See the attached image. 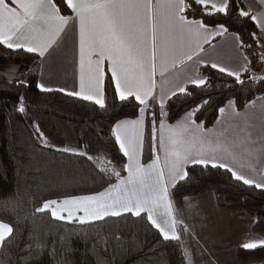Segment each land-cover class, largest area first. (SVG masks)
Here are the masks:
<instances>
[{
  "label": "snow or ice",
  "instance_id": "1",
  "mask_svg": "<svg viewBox=\"0 0 264 264\" xmlns=\"http://www.w3.org/2000/svg\"><path fill=\"white\" fill-rule=\"evenodd\" d=\"M61 3L72 14L62 15L55 0H0V44L8 49L36 53L43 58L69 24H78L80 91L67 94L94 100L101 109H105L104 72L101 65L107 59L111 64V78L115 81L119 100L126 101L133 97L138 102V117L119 120L112 128L120 152L127 157L123 165L127 172L126 178L121 177L120 171L114 166H105L100 171L109 174V178L115 176L118 183L98 195L77 196L62 202L48 200L42 207L36 208V212L51 208V215L62 220L65 217L61 213L66 211L67 219L71 221L76 212L82 211L84 215L78 217L80 223L89 219H103L105 216H120L125 212L140 216L143 212L164 240L182 244L181 234L189 229L176 214L170 188L188 177L187 165H211L213 168L225 169L235 180L264 189V96L257 98L262 101L260 104L256 100L248 102V111L244 113L236 110L234 101H228L225 126L211 130V134L194 119L202 105L185 113L175 125L165 123L167 98L177 95V92L192 95L187 91L188 84L195 87L207 84V78L199 74V65L227 73L240 84L244 83L241 73L251 72V60L243 53H233L230 57L242 58L243 64L239 69L227 68L200 56L205 51L204 44H210L212 38L228 32L224 25L210 27L204 22V17L228 15L231 6L240 17L256 21L261 36L257 37L256 33L251 35L256 47L264 48V44L260 43V39L264 38V22L261 20L264 13L257 16L244 11L237 0H61ZM259 3L264 7V0H259ZM197 9L202 18H194L198 15ZM231 35L235 48H252L251 44H245L240 39L239 34ZM158 39L160 76L163 78L166 71L179 67L171 81L182 83H177L175 90L170 93L162 86L157 96L155 76ZM212 47L215 48V45ZM253 51L260 61H264V52ZM97 53V58L93 60V54ZM251 79L253 82L264 81V76L253 74ZM171 81L165 79L163 84L167 85ZM16 84L29 86L25 79H17ZM37 87L41 91H53L43 84ZM19 100L18 111L24 113L23 96ZM207 102L204 100L203 104ZM157 104L158 112L155 110ZM219 112L224 117L226 109L222 107ZM234 118H238L235 124L232 123ZM146 120L153 141L157 131L160 133L163 166L159 156L149 164L141 163ZM36 130L41 142L47 144L38 125ZM58 150L74 151L69 148ZM87 158L99 159L92 156ZM107 164L110 165L111 161ZM245 169L250 175L245 173ZM12 233L13 228L9 224L0 222V248L4 247L6 238ZM258 246H264V240L242 245L245 249H256ZM184 257L186 264H191L187 249H184Z\"/></svg>",
  "mask_w": 264,
  "mask_h": 264
},
{
  "label": "trees",
  "instance_id": "2",
  "mask_svg": "<svg viewBox=\"0 0 264 264\" xmlns=\"http://www.w3.org/2000/svg\"><path fill=\"white\" fill-rule=\"evenodd\" d=\"M55 2L61 13H70L61 0ZM237 3L244 10L241 0ZM197 13L194 18H202L199 9ZM204 22L210 27L224 25L228 33H237L245 44L252 45L242 48L251 60V72L241 76L244 83L240 84L234 77L202 68L201 75L207 78V84L189 86L187 91L192 95L179 93L165 105V122L169 124L202 105L194 119L209 129L228 101H234L237 110H243L248 102L264 96V81L251 79L262 63L253 49H263L256 47L251 35L261 36L255 22L240 17L231 6L228 15L207 16ZM260 43H264V38ZM39 63L36 54L0 44V222L13 228L0 248V264H186L183 245L164 240L145 214L80 223L58 220L48 209L35 211L48 200L61 202L105 191L118 182L115 176L109 178V174L100 171L105 166H114L125 177L123 165L127 159L119 150L112 128L119 120L138 117V102L134 98L120 101L110 77L105 83V109L61 92L41 91L37 87ZM17 79H25L29 86H17ZM21 96L24 113L18 111ZM204 100L207 104H203ZM155 110L158 112V105ZM36 125L47 144L41 142ZM156 143L146 120L144 163L155 157ZM63 148L74 151L58 150ZM88 156L99 159L89 160ZM187 172L188 177L171 190L177 212L186 198L197 197L209 189L218 207L250 211L255 217L253 230L264 232V190L235 180L225 169L196 165ZM240 252L264 255V247Z\"/></svg>",
  "mask_w": 264,
  "mask_h": 264
},
{
  "label": "crops",
  "instance_id": "3",
  "mask_svg": "<svg viewBox=\"0 0 264 264\" xmlns=\"http://www.w3.org/2000/svg\"><path fill=\"white\" fill-rule=\"evenodd\" d=\"M217 2H219V0H217ZM241 2L245 11H250L252 14L257 16H260L261 13H264V7L260 5L259 0H241ZM61 14L64 15L63 13ZM70 14H72L71 11L67 15ZM261 20L262 22H264V17H261ZM254 22L258 27L256 21ZM231 34L232 33L227 32L224 33V35L222 36L218 35L212 38L210 44L203 45L205 51L203 53H200V56L204 57L205 60H213L224 67L231 69H239V67L243 64L242 58L236 59L230 57L233 56V53L236 54L243 53L244 55L245 53L243 52L242 48L237 49L234 47V41ZM159 43L160 42L158 39L157 61H156L157 71L155 76L157 96L159 95L162 86H164L166 90H168L170 93L172 90H175V86L177 83H182V81H171L173 73L179 71V67L176 69H171L169 71H166L165 76L163 78L160 76L161 64H160ZM213 45H215V48L212 47ZM13 50H17V49H13ZM19 50H23V49H19ZM262 52H264V48L262 49ZM97 55L98 53L93 54L92 57L93 60L97 58ZM197 59H199V57H197ZM101 68L104 72L103 89H104V99H105L106 79L107 77L111 78L110 62L107 59H105L101 65ZM202 68H205L203 64L198 66L200 75ZM189 74H191V69H189ZM223 74L227 75V73H223ZM243 74L244 72L241 73V76ZM253 74L257 76H264V61H262L261 65L253 71L252 75ZM165 79H168L171 82L167 85H164L163 81ZM112 81L115 85V81L113 79ZM38 84H43L45 87L53 89V91L61 92L66 95H68L67 94L68 92L80 91L78 24H69L65 28L64 32L61 33L60 38L57 40V42L52 46L51 49H49L45 57L43 58L40 57L37 85ZM189 86H193V85L188 84L187 87ZM61 89L63 91H60ZM177 94H179V92H177ZM71 96L84 100L80 96H76V95H71ZM172 97L174 96H170V98H167L165 100V105ZM129 98H133V97H129ZM84 101L95 103L94 100H84ZM256 102L257 104L262 103V101L258 99L256 100ZM227 105L224 107L226 109L225 116L222 117L220 114L218 121L215 123L213 127L209 129H206L203 126V129L205 131L211 134V130L213 129L219 130L225 126V118L227 116V111H228ZM237 111H239L240 113H244L248 111V109L244 108L243 110H237ZM182 118L183 117H181L178 121H180ZM237 122H238V118H234L232 120L233 124ZM165 123L169 124L167 122ZM176 123L177 121L171 125H175ZM145 129H146V122H145ZM145 129H144V137H143L144 142L142 146L141 163L145 165L149 164L154 159H156L157 156H159L160 164L161 166H163L164 152L160 147L159 131H157V135H156L157 143L154 148L155 157H153L147 163L143 162ZM196 165L203 166L199 164ZM196 165L189 164L186 166V170L189 167ZM209 166L211 167V165ZM244 171L246 174H249L247 173L246 169ZM165 175L167 176L166 167H165ZM126 176L124 178H126ZM256 179H259V177H256ZM182 181H178L176 185ZM174 187L170 188V194H171V190ZM182 206L185 208V212L182 215V217L184 218V223L188 226L189 231L185 233V236L183 235L184 233L181 234V240L183 241L184 238H186V241H189L188 239L189 236L192 239L191 245L188 244V246L193 247V248L191 247V250L193 251L194 258L193 256L191 257V264H264V255H244L241 254L240 252L241 250L253 251L258 248L264 247V246H258L256 249H245L242 247V245L247 242L264 240V232H255L253 230V225L255 222V217L253 213L245 209L218 207L213 192L208 189L204 190L197 197L186 199ZM181 210H183V208ZM181 210L176 212L179 218H180L179 215ZM123 214H132V213L125 212L122 213L121 215ZM141 214L146 215V213L143 212ZM83 215L84 213L82 211L76 212L75 216L71 221L74 220L79 221L78 217H82ZM105 217H110V216H105ZM62 220L69 221L67 218ZM92 221H97V220L89 219L86 222H92ZM177 230L179 231V227ZM199 230L202 231L204 238H206V240L202 242L199 240V235H200ZM9 237H7L6 239H8ZM199 256L200 258H198ZM201 257L205 258L207 261H205L203 258L201 259Z\"/></svg>",
  "mask_w": 264,
  "mask_h": 264
},
{
  "label": "rangeland",
  "instance_id": "4",
  "mask_svg": "<svg viewBox=\"0 0 264 264\" xmlns=\"http://www.w3.org/2000/svg\"><path fill=\"white\" fill-rule=\"evenodd\" d=\"M209 190V189H208ZM55 206H53V208H54ZM183 208V210H181ZM181 211H180V218L184 221V218L182 217V215L184 214V212H185V208L182 206L181 207ZM49 210V209H48ZM50 210H52L51 208H50ZM62 215L65 217V218H67V212L65 211L64 213L62 212ZM186 221V220H185ZM199 233H200V235H199V240L202 242V241H204V240H206V238H204V236H203V234H202V231L201 230H199ZM184 236H185V233L183 234ZM187 237H188V235H187ZM188 239H189V241H186V238H184V240H183V242L184 243H182V245H183V249H187L189 252H190V257H192L193 256V251L191 250V247L190 246H188V244L189 245H191V242H192V239H191V237L189 236L188 237ZM189 248H190V250H189ZM193 248V247H192ZM193 258H194V256H193ZM198 258H200V256L198 257ZM203 257H201V259H202ZM205 261H207L205 258H203Z\"/></svg>",
  "mask_w": 264,
  "mask_h": 264
}]
</instances>
